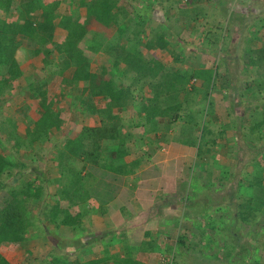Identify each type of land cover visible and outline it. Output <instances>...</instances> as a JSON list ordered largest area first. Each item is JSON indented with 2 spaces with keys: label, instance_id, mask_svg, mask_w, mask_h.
<instances>
[{
  "label": "rangeland",
  "instance_id": "374dc122",
  "mask_svg": "<svg viewBox=\"0 0 264 264\" xmlns=\"http://www.w3.org/2000/svg\"><path fill=\"white\" fill-rule=\"evenodd\" d=\"M260 1L264 3V0H196L191 6L185 0H118V14L123 22L127 19L130 22L127 32L139 23L146 22L136 51L142 62L146 63L153 58H158L169 70L186 71L189 68H217L218 70V75L208 89L206 98L203 92L192 91L188 94L187 100L186 95L180 93L178 102L183 105L182 112L176 114L174 118L162 120L166 128L170 127L168 132L175 134L177 139L184 135V139L197 142L202 134L205 136L202 150L197 151L195 158V162L197 159L203 163L201 168L203 174L197 182L200 197L196 193L192 196L189 194L181 201V206L184 205V208L179 209L180 206L178 208L182 218L181 227L179 229L175 227L176 230L170 231L167 223L175 219L177 211L174 208L175 205L168 206L165 214L160 218L161 227H167L163 233L164 238L178 239L183 247L182 256L174 258L161 253L159 257L154 256L151 260L149 259V264H168L171 258L172 264H264V187L255 191L252 189L253 194L255 193L254 205L259 209L256 219L251 224H247L237 216L238 204L245 194L243 192L250 188L249 180L255 175H260L264 180V124L260 130L256 129L257 124L264 119V59H258L260 63L258 65L243 66L237 62H231L232 60H228L230 65H220L216 61L205 60V58L202 59V55L200 57L192 53L196 48L198 50L203 48L204 53H208L210 44L213 47L217 46L218 49L221 39L228 36L226 34L228 31L229 37L235 40L246 37L245 32L251 31L253 26L258 27L257 25L264 33V8L259 7ZM187 8H190L187 10L189 14L193 17L196 15L193 18L195 21L189 22L184 17L182 11ZM166 15L170 17L172 25L165 19ZM236 26L241 28V32L236 30ZM161 29L167 30L170 43L181 45L179 42H182L181 46L184 47L183 50L185 55H188V59L199 60L201 65H189L187 59L183 57V50L179 52L178 61H173L171 52L178 53L177 47L173 49L170 46L166 52L158 48H147V41L151 38L152 31H162ZM237 32H240L239 35ZM210 34L218 37L213 40L216 44L207 43V41L201 43L202 38L209 39ZM116 36L119 38L120 34ZM233 44L237 46L233 47ZM52 46L50 49L53 55L50 53L46 58L59 57L61 51ZM238 46V42L232 43V52H240V48L236 49ZM196 52L199 53V51ZM166 58H169V61H166ZM98 66L93 65V70L99 71ZM53 69V65H49L44 74L51 73ZM118 72H109V75H114L112 79L115 81L129 78L118 77ZM67 74L72 75V72L69 71ZM140 75L138 72H132L130 80L120 81V84L130 89L129 97L119 103L123 120H128L132 115L139 121L140 113L135 114L132 107H139L143 100L153 97L151 89L147 85H142L144 81L140 82ZM53 81L51 91H58L61 87L59 79ZM193 84L194 87L204 91L201 81H193ZM67 94H63L60 100L58 96H54L52 98L55 102L54 106L60 101L61 105L69 107L70 100ZM160 101L162 103V99ZM6 116L24 118V114L0 113V121ZM68 116L70 118L72 115ZM62 117L64 123L60 132L50 133L42 143H37L34 147L25 145L17 149L18 151L14 148L15 140H12L7 132L11 124L9 121L4 125L0 123V154L9 159L11 156L17 163L16 167L5 170L9 187L16 183L14 179L16 175H24L25 180H32L35 173H39L42 175L40 179L44 181L47 177L55 176L54 139L67 137L70 127L67 116L62 115ZM74 118H76L75 115ZM26 123L28 124L29 121ZM23 125L25 123L22 120L17 123L19 127ZM196 149L198 150V147ZM21 164L27 167H22ZM95 180L91 179L90 182L95 183ZM84 183L86 184V180ZM44 184L47 190H44L43 197L32 199L28 203L30 215L43 221L37 224L39 229L31 228L25 235V240L18 245L0 244L1 254L12 264H48L51 252L57 251L58 254L68 256L80 247L77 244L78 246L74 245L67 250L65 240H58V238H67V229L57 231L54 224L44 221L46 215L44 213L50 207L54 197H58L57 192L54 194V190L48 187L46 181ZM7 190L0 192V201ZM79 241L85 240L80 238Z\"/></svg>",
  "mask_w": 264,
  "mask_h": 264
},
{
  "label": "crops",
  "instance_id": "0c3cea01",
  "mask_svg": "<svg viewBox=\"0 0 264 264\" xmlns=\"http://www.w3.org/2000/svg\"><path fill=\"white\" fill-rule=\"evenodd\" d=\"M89 1L91 0H8L10 5L6 9H0V113L24 114V118L6 116V119L2 118L0 123L4 125L9 121L11 125L8 126L9 131L7 132L9 137L15 140L17 135H24L29 124L40 119L44 108L50 102H53L52 112L60 114L62 118L61 129L64 123L62 115L67 116L70 127L68 135L67 133L66 135L72 139H77L83 127L99 126L102 118L114 116L120 119L119 134L121 138L125 139L128 149L125 161L127 163L139 162L138 166L131 174L120 175L87 165L86 170L82 173H88V176L84 178L82 185L83 191H88L89 199L77 205L70 204L69 200L65 201L68 213L76 220V224L72 229L67 228V238H58V240H65L67 250L74 245H80L77 250L72 252V255L67 256L69 261L77 260L79 263L102 259L103 264H113L106 259H111L114 257L112 255H115L108 254L106 252L108 249L113 250L112 253L118 252L132 256L143 264H149V259L151 260L154 256L159 257L161 253L179 258L183 254V247L175 237L164 238L165 234L163 233L167 227H161L160 218L165 214L168 206L175 205L174 208L177 210L175 219L169 220L167 223L170 231L176 230L175 227L178 229L181 227L182 218L178 208L179 206V209L184 208V205L181 206V201L185 199V196H189V194L192 196L195 193L199 195L197 182L203 174L201 170L203 163L197 159L195 162L197 147L194 148L189 142H186L183 138L184 135L177 139L175 134L168 132L170 127L166 128L163 121L159 123V120L156 119L153 124L147 120L144 121L141 108L135 106L132 109L135 110V114L140 113L139 121L132 115L128 120H123L119 103L111 104L110 98L107 96L92 97L87 93L88 99H91L92 103L84 105L81 99H85V95L81 93H83L85 83L72 79L76 68L71 67L62 74L58 73L57 70L66 56L63 45L68 42L70 23L76 20L79 25L82 24L87 17ZM27 2H33L38 10L26 14L25 4ZM95 2L99 3L101 0H95ZM260 2L259 7L264 8V3ZM53 3L57 6L53 10L55 18L53 19L52 41L41 45L38 41L25 37L26 35L18 25L24 24L23 20L28 19L36 26L41 21V8ZM116 11L119 12L116 8L113 13ZM246 20L248 21V19ZM257 26L252 27L253 31L251 29V31L245 32L246 37L239 36L241 39L236 40L229 37L230 32L228 31L226 32L228 36L221 39L218 49L217 46L212 47L210 44L207 49L208 53H204L203 48L200 50L196 48L192 53L196 56L200 55V57L202 55V59L216 61L220 65H230L228 60L243 66L258 65L260 63L257 60L264 59V37H261L263 33L260 31L261 27ZM235 28L241 32V28L237 26ZM119 30L120 28H118ZM118 31L111 32L110 29L93 22L84 35V44L94 43L98 45L99 49H102L97 54L86 51L88 56L92 55L89 62L90 71L104 74L107 80L114 76L109 75V72L119 71L118 77H122L125 73L126 65L121 63L116 70L117 68L111 63L109 55L104 52L107 45L116 44L115 36ZM240 32H237V35ZM199 37L201 39L200 35ZM113 39L114 42L111 41ZM120 40L118 39L119 42H117L120 46L123 45L126 50H132L138 55L136 51L140 41L138 42L134 37H128L124 41ZM205 41L208 43V39L202 38L201 43ZM235 42H238L239 46L236 49L240 48V52H232L237 43L233 44L232 48L231 45ZM141 43L143 44V41ZM179 43L182 45V42ZM50 44L61 51L59 57L46 58L47 55L44 52H36L43 46L52 54ZM181 45L171 43L173 49L177 47L178 54L184 49ZM182 54L189 65H201L199 60L190 61L184 50ZM165 60L169 61V58ZM242 60L244 62H241ZM7 61L16 66L11 76L4 73L7 69ZM49 65H53L54 69L45 75V69ZM93 65H99V71L93 70ZM69 71L72 72V75L67 74ZM130 74L125 76L129 77L128 79H117L125 82L130 80ZM4 76L7 81L2 82ZM54 79H59L61 84L58 91H51ZM120 81H115L118 89L123 87ZM65 93H68L66 96L70 100L69 107L61 105L60 101L56 102L58 104L54 106L55 102L52 98L58 96L60 100ZM68 115L72 116L69 118ZM20 120L25 123L22 127L17 126ZM26 121L29 123L27 124ZM61 129L53 128L51 133L60 132ZM63 140L62 137L56 138L54 139L55 143H52L59 146ZM116 142L114 143L116 144ZM91 179H96L95 183L90 182ZM48 187L54 190V194L57 192L58 197L62 195L61 186ZM54 198L57 199V196ZM182 212H184L183 209ZM79 221L80 224H78ZM57 236L56 234L55 237L57 238ZM80 238H84L85 241H79Z\"/></svg>",
  "mask_w": 264,
  "mask_h": 264
},
{
  "label": "trees",
  "instance_id": "16d2710c",
  "mask_svg": "<svg viewBox=\"0 0 264 264\" xmlns=\"http://www.w3.org/2000/svg\"><path fill=\"white\" fill-rule=\"evenodd\" d=\"M188 2V4L193 6L196 0H188ZM9 5L8 0H0V9H6ZM56 6L57 4L53 3L41 8V21L36 26L31 20H23L24 24L18 25V27L26 35L25 37L34 39L41 45L52 41L54 31L53 19L55 18L53 10ZM87 6V17L82 24L79 25L76 20L70 23L71 28L69 29L68 42L63 45L66 56L57 70L59 74H62L71 67L76 68L72 79L85 83L83 93H81L85 95V99H81L84 105H88L91 102V99H88L87 93L92 97L107 96L110 98L111 104H118L130 95L129 88L127 89L123 86L121 89H118L114 79L107 80L104 74L90 71L89 62L92 59V55L88 56L86 51L93 54L102 51L97 44H84V35L93 22L110 29L111 32L113 30L118 31V28H120L118 31L120 37L115 36L116 44L107 45L104 52L109 55L111 63L117 68L116 70H118V66L121 63L126 65L123 76L132 72H138L141 74L139 76L140 82L144 81L142 85H147L153 92V97L143 100L139 106L141 112L144 114V121L147 120L153 123L154 120L158 119L160 123L163 119L174 118L176 114L182 112L183 105L178 102L180 93H184L186 99L192 91L194 93L203 92L204 97H207L208 89L218 75L217 68H189L186 71H181L180 69L169 70L157 58L144 63L132 50H126L123 45L120 46L117 42H119L118 39L124 41L128 37H134L139 42V36L146 22L139 23L128 33L126 29L128 28L129 30V19L123 22L118 13H113L114 9L118 7V0H101L99 3L91 0ZM25 7L26 14L32 13L36 9L38 10V7L33 2H27ZM188 9L190 8L182 11L184 17L189 22L195 21L193 18L196 15L193 17L187 11ZM165 19L169 20L172 25L170 17L167 16ZM152 32L151 38L147 41V48H158L160 51L169 50L171 43L167 36V30H155ZM210 35L208 39L209 43H213L214 39H218L214 34ZM111 41L114 42V39ZM211 46L213 47L212 44ZM36 52H44L45 55L50 54L43 46ZM171 57L174 61H178L177 57H179V54L172 51ZM8 62H6L7 69L4 73L7 76H11L16 66L12 62ZM3 79L2 82L7 81L5 76ZM193 81H201L204 91L194 87ZM2 82L1 85L3 84ZM160 99H162V103ZM52 105L53 102L48 103L40 119L29 124L23 136L17 135L15 137V151H18L25 145L34 147L37 143H42L44 138L47 137L46 135L51 133L53 128L56 130L61 129L62 118L60 114L52 112ZM119 124H121L120 119L108 116L100 120L99 126L93 128L83 127L77 139L65 137L61 145H55L56 154L54 161L56 162V174L53 177H47L45 181L48 186H61L63 191L60 198H55L44 213L46 214L44 221L54 224L57 231L67 228L72 229L76 224V220L68 213L65 201L69 200L70 204L77 205L89 199L88 191L84 192L82 185L84 178L88 176V173H82L86 170L87 165L120 175L131 174L138 166L139 162L132 161L131 163H127L125 161L128 149L125 139L120 137ZM263 124L264 119L257 124L256 129L260 130ZM184 140L192 146L198 147V151H200L202 150V142L205 140V136L202 134L197 142L195 140L188 141L189 139ZM115 141H117L116 144L114 143ZM16 166L15 159H12L11 156L9 159L0 154V192L3 193L9 189L0 201V244L10 243L18 245L22 243L28 231L31 228L39 229V225L37 224L43 222L41 219L37 217L33 218L30 215L28 203L32 199L43 197L46 188L45 181L40 179L42 175L39 173H35L32 180H25L24 175H16L14 178L16 180V187L15 184L9 187L8 176L7 174L5 175V170ZM21 166L25 167L26 165L21 164ZM249 187L248 190L245 189L243 192L245 194L242 197V201L238 204L239 211L237 212L239 219L247 224H251L257 217L259 209L254 205L255 193L253 194V190L255 191L264 187L263 178L260 175H255L249 180ZM78 224H80V221ZM111 251L113 252V250H106L108 254H115L112 255L114 257L106 259L110 260L113 264H143L139 259H135L132 256H126L118 252L112 253ZM48 258V264H103L102 259L87 261L85 263H79L77 260L69 261L67 256L58 254L57 251L51 252ZM0 264L12 263L0 252Z\"/></svg>",
  "mask_w": 264,
  "mask_h": 264
},
{
  "label": "built area",
  "instance_id": "2783aa9c",
  "mask_svg": "<svg viewBox=\"0 0 264 264\" xmlns=\"http://www.w3.org/2000/svg\"><path fill=\"white\" fill-rule=\"evenodd\" d=\"M185 1H188V0H185ZM193 1H195V0H193ZM172 260H173L172 258L169 259V260H168V264H172ZM166 262H167V261H166ZM163 264H164V263H163Z\"/></svg>",
  "mask_w": 264,
  "mask_h": 264
}]
</instances>
